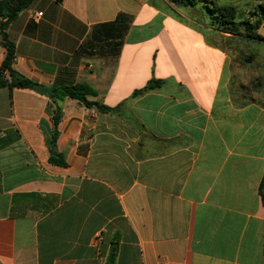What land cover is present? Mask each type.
<instances>
[{
	"label": "crops",
	"instance_id": "crops-1",
	"mask_svg": "<svg viewBox=\"0 0 264 264\" xmlns=\"http://www.w3.org/2000/svg\"><path fill=\"white\" fill-rule=\"evenodd\" d=\"M218 2L238 34L169 0H34L9 25L19 73L89 85L106 110L0 89V264H264V68L246 48L264 0Z\"/></svg>",
	"mask_w": 264,
	"mask_h": 264
},
{
	"label": "trees",
	"instance_id": "trees-1",
	"mask_svg": "<svg viewBox=\"0 0 264 264\" xmlns=\"http://www.w3.org/2000/svg\"><path fill=\"white\" fill-rule=\"evenodd\" d=\"M34 0H0V34L1 45L6 50V56L3 63L0 65V89L8 88L10 90V96L15 88H29L47 94L54 102L64 100L65 98H72L82 102L87 107L98 106L102 110H106V107L100 105L97 102H91L88 100L89 96H97V91L86 84H77L72 86H53L49 89L44 88L37 82L25 77L14 68L15 61V44L12 42L6 32L9 25L18 17V15L25 9H27ZM62 1V0H58ZM171 3L180 7H195L202 6L207 9L204 4L209 3L214 7V10H206L211 14L213 18L217 20L220 29L224 32L238 34L239 14L236 8L232 6H221L218 0H169ZM218 12L216 16L213 12ZM260 13V15H259ZM251 17H257L254 23L248 22L249 37L259 42L264 43V37L260 36L256 31L264 24V4H260L256 7L254 12L250 13ZM160 83L152 81L144 89L137 91L136 94H142L147 90L154 88ZM62 118V110L57 105L54 116V136L53 146L51 148V154L49 162L57 166H66L67 163L63 156L56 150V141L58 139V124ZM260 193L264 203V178L260 186Z\"/></svg>",
	"mask_w": 264,
	"mask_h": 264
},
{
	"label": "rangeland",
	"instance_id": "rangeland-1",
	"mask_svg": "<svg viewBox=\"0 0 264 264\" xmlns=\"http://www.w3.org/2000/svg\"><path fill=\"white\" fill-rule=\"evenodd\" d=\"M204 6H206V8L208 10H214V7L209 3L204 4ZM206 10L202 9V11L205 12V13L203 12L205 15L207 14ZM250 10H251L250 13L255 11L254 9H250ZM250 13H249V15H250ZM213 14H215L217 16L218 12L214 11ZM207 15H209L211 17L210 13H208ZM259 15H260V13H259ZM262 32L264 33V30H262ZM248 33H251V32L248 31ZM246 48L248 50V55H249L248 58L252 61L257 60L258 65L261 66L263 69L264 68V66H263L264 65V44L259 43V42L249 43V44H247ZM249 74H250V72H249ZM256 74H259V75L263 74V77L260 78V80H263V81L259 82V85H260L262 82H264V70H263V73L258 72V73H254L253 75H256Z\"/></svg>",
	"mask_w": 264,
	"mask_h": 264
},
{
	"label": "built area",
	"instance_id": "built-area-1",
	"mask_svg": "<svg viewBox=\"0 0 264 264\" xmlns=\"http://www.w3.org/2000/svg\"><path fill=\"white\" fill-rule=\"evenodd\" d=\"M41 15H42V13L39 14V16H41Z\"/></svg>",
	"mask_w": 264,
	"mask_h": 264
}]
</instances>
